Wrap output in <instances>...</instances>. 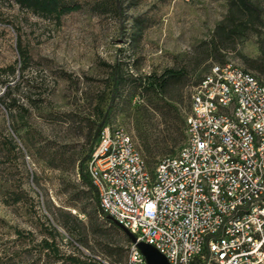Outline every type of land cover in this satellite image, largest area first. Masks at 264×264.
Instances as JSON below:
<instances>
[{
  "label": "rangeland",
  "instance_id": "obj_1",
  "mask_svg": "<svg viewBox=\"0 0 264 264\" xmlns=\"http://www.w3.org/2000/svg\"><path fill=\"white\" fill-rule=\"evenodd\" d=\"M77 1L55 19L0 0V264L26 260V249L33 257L56 208L80 221L60 215L83 239L70 240L82 253L126 264V235L95 219L77 173L99 122L123 128L151 168L185 142L191 88L213 63L264 80V16L256 30L218 36L226 0H120L119 15L104 8L109 0ZM166 68L180 69L182 80L165 93L142 85ZM58 230L69 252L71 238Z\"/></svg>",
  "mask_w": 264,
  "mask_h": 264
},
{
  "label": "built area",
  "instance_id": "obj_2",
  "mask_svg": "<svg viewBox=\"0 0 264 264\" xmlns=\"http://www.w3.org/2000/svg\"><path fill=\"white\" fill-rule=\"evenodd\" d=\"M180 149L151 168L121 127L104 124L86 162L101 210L168 264H264V80L213 63L192 86Z\"/></svg>",
  "mask_w": 264,
  "mask_h": 264
},
{
  "label": "trees",
  "instance_id": "obj_3",
  "mask_svg": "<svg viewBox=\"0 0 264 264\" xmlns=\"http://www.w3.org/2000/svg\"><path fill=\"white\" fill-rule=\"evenodd\" d=\"M20 7H24L33 14L43 16V17H54L58 19L61 15L77 10L80 6L77 0H13ZM227 1V12L224 19L215 27L214 33L218 36H240L247 31L256 30L260 25L264 16V6L261 0H226ZM120 0H109L108 4H104L108 10L113 11L115 14H120ZM107 10V11H108ZM8 69L13 71L11 66ZM118 77L117 74L114 76L115 82L110 90L109 103L114 99L118 88ZM183 72L180 69L166 68L159 74H149L142 80V85H147L150 89L154 91L165 93L168 87L172 84L178 83L182 80ZM9 87V86H5ZM146 86H143L145 88ZM111 104H108L110 108ZM104 122V118L99 122L95 131V137H97L98 131ZM96 140V138H95ZM94 140V143H95ZM93 143V144H94ZM93 146V145H92ZM91 148L87 153L79 160L77 165V173L80 181L86 187L81 190L84 196L93 200V215L95 219L97 217H102L105 223L108 224L107 227L115 228L122 231L113 221L106 218V214L101 210L98 204V198L95 188L93 187L89 176L86 171V162L90 155ZM86 160V161H85ZM85 161V166L83 162ZM147 164V163H146ZM61 213L71 217L73 221L77 220L70 211L63 210L61 208H56V211H52L51 215L53 222L45 216L46 226L44 230L46 235L42 236L37 242V247L35 249V254L33 257H29V249H26L28 256L26 260H21L19 264H46L45 258H51V264H102L99 259L91 257L82 253L80 248L72 244L73 240L78 242H83L80 236H77L75 232L71 230V227L61 218ZM96 221V220H95ZM58 227L63 228L71 239L69 243L71 245V250L65 252L62 250L61 241L62 237L58 230ZM99 227V228H98ZM101 224L94 223V233L101 235ZM123 232V231H122ZM17 233H20L17 231ZM127 237V236H126ZM72 240V241H70ZM129 243V239L127 237ZM40 260V261H39Z\"/></svg>",
  "mask_w": 264,
  "mask_h": 264
},
{
  "label": "water",
  "instance_id": "obj_4",
  "mask_svg": "<svg viewBox=\"0 0 264 264\" xmlns=\"http://www.w3.org/2000/svg\"><path fill=\"white\" fill-rule=\"evenodd\" d=\"M106 218L113 221L128 237V239L132 242L135 241L134 235L128 231L125 227L115 221L110 215H106ZM137 248L139 252L143 255L147 264H168L166 258L151 244L138 241L136 242Z\"/></svg>",
  "mask_w": 264,
  "mask_h": 264
}]
</instances>
